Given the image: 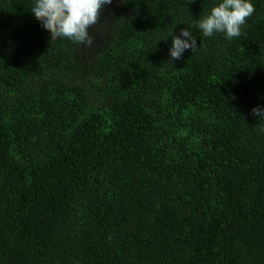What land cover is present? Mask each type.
Listing matches in <instances>:
<instances>
[{
    "label": "trees",
    "instance_id": "obj_1",
    "mask_svg": "<svg viewBox=\"0 0 264 264\" xmlns=\"http://www.w3.org/2000/svg\"><path fill=\"white\" fill-rule=\"evenodd\" d=\"M216 2L116 0L82 57L0 0V264H264V0L169 62Z\"/></svg>",
    "mask_w": 264,
    "mask_h": 264
},
{
    "label": "clouds",
    "instance_id": "obj_2",
    "mask_svg": "<svg viewBox=\"0 0 264 264\" xmlns=\"http://www.w3.org/2000/svg\"><path fill=\"white\" fill-rule=\"evenodd\" d=\"M113 0H32L30 12L41 26L50 33V40L67 39L74 44L91 48L95 37L89 29L97 25L100 13ZM256 9L252 0H217L210 10L194 21L193 25L181 28L179 35L172 36L169 62L181 59L185 50L195 52L197 43L191 27H196L203 36L212 37L223 33L229 40L240 37L242 27L253 16ZM183 37V38H181ZM253 115L264 120V109H252Z\"/></svg>",
    "mask_w": 264,
    "mask_h": 264
},
{
    "label": "rangeland",
    "instance_id": "obj_3",
    "mask_svg": "<svg viewBox=\"0 0 264 264\" xmlns=\"http://www.w3.org/2000/svg\"><path fill=\"white\" fill-rule=\"evenodd\" d=\"M116 7V0H113L111 4H106L100 13V20L97 25H94L92 28L89 29V33L91 35H94L95 42L94 46L91 48L85 47L84 45L81 46V49L79 50V53L82 57L88 56L91 54L97 47L95 46L96 42H99V39L103 36H106L108 34L109 29V21L108 17L112 14L113 10ZM116 11V9H115ZM117 14V13H116ZM106 18V20L104 19Z\"/></svg>",
    "mask_w": 264,
    "mask_h": 264
}]
</instances>
